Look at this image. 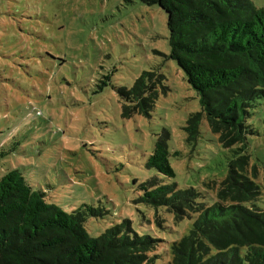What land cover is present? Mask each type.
I'll return each mask as SVG.
<instances>
[{
  "label": "rangeland",
  "instance_id": "1",
  "mask_svg": "<svg viewBox=\"0 0 264 264\" xmlns=\"http://www.w3.org/2000/svg\"><path fill=\"white\" fill-rule=\"evenodd\" d=\"M251 1L264 8V0ZM167 38L166 15L140 0H0V152L7 154L0 176L18 170L66 212L82 205L107 211L86 220L93 238L125 219L139 234L168 243L186 235L193 219L175 225L164 213L161 228L154 210L137 203V186L157 175L145 163L158 135L167 130L168 150L182 155L170 157L175 176L164 181L205 191L210 204L213 191L203 185L218 188L232 154L205 121L197 144L185 143V121L200 107L183 73L165 59ZM156 67L169 91L149 118H122L110 85L98 90L109 73L110 84L129 87ZM246 124L253 132L246 154L260 188L253 205L264 211V99Z\"/></svg>",
  "mask_w": 264,
  "mask_h": 264
},
{
  "label": "trees",
  "instance_id": "2",
  "mask_svg": "<svg viewBox=\"0 0 264 264\" xmlns=\"http://www.w3.org/2000/svg\"><path fill=\"white\" fill-rule=\"evenodd\" d=\"M140 1L166 15L165 59L175 63L198 97L200 110L190 113L183 127L185 143L197 144L205 121L232 154L218 188L214 182L203 185L213 191L214 202L204 201L205 191L164 181L175 176L170 157L182 156L168 150L165 129L145 163L161 177L137 186V203L154 210L161 228L164 213L175 225L193 219L188 233L172 243L139 234L127 219L93 238L86 220L102 219L107 211L82 205L66 212L12 169L0 176V264H264V211L253 205L260 188L246 154L247 135L253 133L246 124L250 109L264 99V8L251 0ZM103 80L99 92L110 85L124 119L149 118L169 91L158 67L141 72L129 87L110 84V73ZM3 150L0 159L7 155Z\"/></svg>",
  "mask_w": 264,
  "mask_h": 264
}]
</instances>
